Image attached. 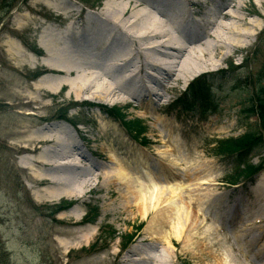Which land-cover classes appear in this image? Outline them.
<instances>
[{
    "label": "rangeland",
    "instance_id": "rangeland-1",
    "mask_svg": "<svg viewBox=\"0 0 264 264\" xmlns=\"http://www.w3.org/2000/svg\"><path fill=\"white\" fill-rule=\"evenodd\" d=\"M105 1L0 0V264H146L147 259L152 264L151 259L164 257H169L170 264H180L176 259L181 252L179 244L168 247L165 241V236L175 241L171 227L176 218L172 215L170 222L162 227L161 241L154 238L151 241L157 235L152 231L154 224L150 225L155 210L150 207L145 219L138 212L129 221L118 220L117 213L103 210L109 199L105 197L107 189L101 179L92 183V191L80 200L40 201L29 178L31 166L21 161L39 154L17 149L26 145L29 135L50 123L67 131L68 134L62 133L60 138L75 142L85 150L86 156L78 152L70 157L78 167L90 168L88 158L96 160L99 164L96 168L110 167L111 151L126 166H137L127 171L130 177L141 181L148 205L150 194L155 191L153 182L161 191L160 197L165 199L171 183L182 185L180 197H174L180 207L177 212L181 222L185 221L182 210L190 211L192 222L198 227L197 237H205L206 231L199 232L209 226L207 235L212 241L220 240L219 246L214 248L223 257L227 254L242 257L241 252L236 251L241 242L235 241V235L243 227H248L244 232L249 236L264 233V149L249 154L237 166L234 156L220 155L217 144L226 137L239 136L258 127V118L246 116L245 109L255 92L264 86V2L261 7L255 0H241L248 15L252 14V19L259 23V33L251 37L249 46L228 60L219 61L218 69L198 75L205 77L204 86L210 90L212 103L218 110L186 112L173 103L198 76L175 89L157 88L147 79L148 87L159 93L151 95L153 105L124 96L123 101L97 103L99 107L86 99L80 102L72 97L69 100L66 87L55 90L54 81L42 79L45 73L37 69L46 68L42 62L51 59L39 41L56 44L55 34L63 31L67 21L61 14V3L75 12L82 11L79 23L89 37L93 35L89 14L97 12ZM194 1L201 3L204 9L216 3V0H185L182 9H195L189 3ZM193 17L198 18L196 14ZM19 48L27 55L17 52ZM52 61L66 65L61 58ZM32 84L40 85L48 94L39 97L37 104L23 106L21 103L27 98L19 94L33 90ZM161 96L164 98L159 100ZM117 108L127 119L140 118L146 127L143 135L138 137L126 130L115 117ZM76 122L83 123L81 133ZM55 148L44 146L41 149ZM245 165L251 167V174L237 177ZM202 177L207 178V183L200 185ZM195 186L211 195L203 207L194 203L187 193ZM76 216L82 217L76 225L63 222ZM66 231L74 235L62 234ZM82 233L90 236L84 245ZM141 239L148 241L139 243ZM58 241L69 244L72 249L54 253ZM187 258L193 264L190 252Z\"/></svg>",
    "mask_w": 264,
    "mask_h": 264
},
{
    "label": "bare ground",
    "instance_id": "bare-ground-1",
    "mask_svg": "<svg viewBox=\"0 0 264 264\" xmlns=\"http://www.w3.org/2000/svg\"><path fill=\"white\" fill-rule=\"evenodd\" d=\"M215 2L210 9H204L197 1L189 2L195 9L187 11L182 9L186 4L185 0H107L97 12L89 14L93 32L89 37L84 34L85 29L79 23L82 11L75 12L68 9L67 4L61 3V14L67 21L62 27L63 31L55 34L56 44L52 42L49 45L39 41L40 47L51 60L42 62L46 68L42 67L37 71L45 73L43 80L54 81L52 85L55 90L66 87L69 100L72 97L80 102L86 99V102L98 107L97 103L109 104L113 99L123 101L124 96H127L143 104L153 105L151 95L159 93L148 87L147 79L152 80L157 88L175 89L199 74L218 69L219 61L228 60L230 56L249 46L251 37L259 33V23L252 19V14L248 15L249 12L245 11L243 1ZM255 2L262 7L264 0ZM195 14L198 18L193 17ZM111 51L117 52L111 54ZM17 52L27 55L20 48ZM58 58L63 59L66 65L52 61ZM32 85L33 90L19 94V97L27 98V101L17 103L23 106L37 104L39 97L48 94L40 89V85ZM163 98L161 96L159 100ZM62 133L68 134L58 125H44L39 132L29 135L25 146L17 149L28 154H39L21 161L35 167L28 168L31 171L29 178L36 187L41 202L64 198L80 200L87 192L92 191V183L101 179L107 189L105 197L109 199L103 210L117 213L118 220L129 221L138 212L145 219L150 207L155 210L150 225L154 224L152 231L157 235L151 241L153 238L161 241L162 227L170 222L172 215L176 218L171 227L175 241L172 242L173 239L169 236H165V241L168 247L179 244L181 252L176 259L180 264H190L191 261L187 258L189 252L194 260L193 264H264L262 231L249 236L244 232L248 227H243L235 235V241L241 242L236 251L241 252L242 257L237 254L223 257L214 248L219 246L220 240L217 238L212 241L207 235L209 226L199 232L203 234L206 231L205 237L199 238L196 231L198 227L196 223L193 224L190 211L182 210L185 221L181 222L177 212L180 207L174 197H180L182 185L171 183L169 196L165 199L160 197L161 191L157 190L153 182L155 191L150 194L152 201L148 205L140 187L141 181L130 177L127 171L137 166H126L111 151L108 155L110 167L106 165L105 168H96L99 164L92 158L87 159L90 168L78 167L76 162H71L70 157L78 152L86 156V152L77 143H68L63 137L60 138ZM44 146L56 148L51 151L42 150ZM147 176L155 180L151 173H147ZM199 180L200 185L207 183L206 177ZM201 189L195 186L188 189L187 193L194 203L203 207L211 195ZM163 201L165 204H161ZM70 217L63 222L76 225L82 220L79 216ZM62 234L74 235L68 231ZM81 237L82 243L90 239L88 233H82ZM144 241L148 240L132 242ZM223 242L227 243V240L224 239ZM56 245L54 253L72 249L69 244L61 241ZM148 261L149 259L145 263L149 264ZM150 261L152 264L171 263L169 257L162 260L153 258Z\"/></svg>",
    "mask_w": 264,
    "mask_h": 264
},
{
    "label": "trees",
    "instance_id": "trees-1",
    "mask_svg": "<svg viewBox=\"0 0 264 264\" xmlns=\"http://www.w3.org/2000/svg\"><path fill=\"white\" fill-rule=\"evenodd\" d=\"M231 65V64H229ZM222 72V71H221ZM205 77L198 76L188 86V90L180 93L173 103L177 108L182 111H196V109L203 110L204 112H216V105L212 103L214 98L210 95V90L205 88ZM115 117L120 119L129 133L137 135L138 137L143 135L146 127L141 123L140 118L127 119L126 114L121 113L117 108ZM247 115H255L258 118V127L247 130L239 136L226 137L217 144V151L220 155L234 156L237 162V166L244 162L247 156L251 153L258 152L259 149H264V86L262 85L252 98L251 103L245 109ZM113 116V115H112ZM245 174H251V167L245 165L242 170L236 174V176H245Z\"/></svg>",
    "mask_w": 264,
    "mask_h": 264
}]
</instances>
